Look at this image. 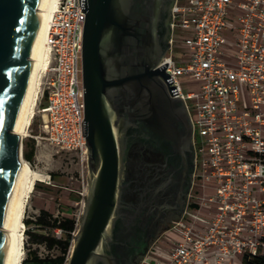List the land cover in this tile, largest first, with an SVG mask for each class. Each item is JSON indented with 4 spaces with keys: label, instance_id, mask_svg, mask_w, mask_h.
Here are the masks:
<instances>
[{
    "label": "built area",
    "instance_id": "2783aa9c",
    "mask_svg": "<svg viewBox=\"0 0 264 264\" xmlns=\"http://www.w3.org/2000/svg\"><path fill=\"white\" fill-rule=\"evenodd\" d=\"M84 22V0H58L37 106L45 103L47 143L87 164ZM157 68L188 112L200 196L155 240L143 263L264 259V0H175L169 49ZM182 79L196 86L185 91Z\"/></svg>",
    "mask_w": 264,
    "mask_h": 264
},
{
    "label": "water",
    "instance_id": "95a60500",
    "mask_svg": "<svg viewBox=\"0 0 264 264\" xmlns=\"http://www.w3.org/2000/svg\"><path fill=\"white\" fill-rule=\"evenodd\" d=\"M40 2L0 0V264H6L7 252L3 225L24 169L19 164L22 140L14 130L33 69L30 56L42 20ZM174 2L84 0L89 187L67 264H132L127 241L114 234L128 128L179 156L188 170L193 167L188 112L181 100L170 96L167 75L157 68L170 36Z\"/></svg>",
    "mask_w": 264,
    "mask_h": 264
},
{
    "label": "flooded vegetation",
    "instance_id": "af4514ba",
    "mask_svg": "<svg viewBox=\"0 0 264 264\" xmlns=\"http://www.w3.org/2000/svg\"><path fill=\"white\" fill-rule=\"evenodd\" d=\"M169 44L170 36H167L163 56ZM125 138L119 217L114 234L127 241L124 243L131 250V262L138 264L140 252L149 250L150 243L189 206L194 160L188 170L179 156L145 140L136 128H128ZM191 153H194L192 141Z\"/></svg>",
    "mask_w": 264,
    "mask_h": 264
},
{
    "label": "rangeland",
    "instance_id": "374dc122",
    "mask_svg": "<svg viewBox=\"0 0 264 264\" xmlns=\"http://www.w3.org/2000/svg\"><path fill=\"white\" fill-rule=\"evenodd\" d=\"M181 81L185 91H190L196 86L194 82H187L183 79ZM43 108L44 102L37 106L36 114L26 131V136L22 139V157L26 143H35L34 161L31 164L29 163V166L34 172L43 176L42 182L35 184L34 191L26 205L24 219H33L40 210H45L54 216L61 215L74 218L80 221V224L88 195V165L79 161L74 155L58 152L47 143L42 131L43 121L45 120V114L42 112ZM262 109L264 111V107ZM48 175L54 177L48 181L46 178ZM191 196L193 198L190 199V204L192 201H199L200 188L197 181H194ZM26 229L28 228L25 226ZM30 229L34 231L33 226ZM154 242L153 240L150 243L149 250L153 247ZM149 250L139 259L138 264H144L143 260ZM28 251L37 252L40 256L49 254L43 247L36 246L24 231V259L27 257ZM52 254L54 252H51ZM148 255V257L152 256L153 250ZM155 256L159 257V255Z\"/></svg>",
    "mask_w": 264,
    "mask_h": 264
},
{
    "label": "bare ground",
    "instance_id": "6f19581e",
    "mask_svg": "<svg viewBox=\"0 0 264 264\" xmlns=\"http://www.w3.org/2000/svg\"><path fill=\"white\" fill-rule=\"evenodd\" d=\"M57 2L58 0H41L39 5V12L42 13V20L30 56L33 69L28 80L26 93L14 130L21 140L26 136V131L36 114L41 81L44 73L48 69V49L45 44V39L49 26V19L55 13ZM19 164L24 167L23 174L18 181L15 194L12 198L3 225V230L7 235L6 264H22L24 260L25 225L23 219L26 205L34 191L35 184L43 180V176L34 172L29 166V163L25 161L22 156H20Z\"/></svg>",
    "mask_w": 264,
    "mask_h": 264
},
{
    "label": "trees",
    "instance_id": "16d2710c",
    "mask_svg": "<svg viewBox=\"0 0 264 264\" xmlns=\"http://www.w3.org/2000/svg\"><path fill=\"white\" fill-rule=\"evenodd\" d=\"M34 157L35 143H26L23 149L24 160L31 164L34 161ZM50 177L53 178L54 176L50 175ZM23 222L28 228L25 230V234L29 239L36 246L43 247L49 254L40 256L37 252L28 251L27 257L22 264H67L74 235L78 230L80 221L61 215L54 216L48 211L40 210L33 219H23ZM31 226L34 227V231L30 229ZM56 230L60 231L59 236L56 235ZM51 252H54V254L51 255ZM142 257L143 255L140 258ZM244 263L264 264V259L261 257L245 258Z\"/></svg>",
    "mask_w": 264,
    "mask_h": 264
}]
</instances>
